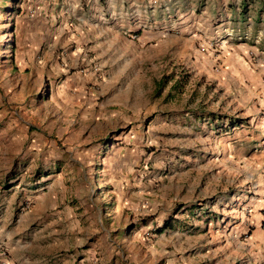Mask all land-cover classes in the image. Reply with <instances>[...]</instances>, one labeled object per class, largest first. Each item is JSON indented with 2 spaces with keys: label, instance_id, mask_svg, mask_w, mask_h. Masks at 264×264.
Returning a JSON list of instances; mask_svg holds the SVG:
<instances>
[{
  "label": "rangeland",
  "instance_id": "374dc122",
  "mask_svg": "<svg viewBox=\"0 0 264 264\" xmlns=\"http://www.w3.org/2000/svg\"><path fill=\"white\" fill-rule=\"evenodd\" d=\"M75 1L0 0V264H264V0L134 40Z\"/></svg>",
  "mask_w": 264,
  "mask_h": 264
},
{
  "label": "crops",
  "instance_id": "0c3cea01",
  "mask_svg": "<svg viewBox=\"0 0 264 264\" xmlns=\"http://www.w3.org/2000/svg\"><path fill=\"white\" fill-rule=\"evenodd\" d=\"M88 1L90 5H87ZM217 1V0H214ZM88 12L91 18H97L98 24H105L108 29L137 33L145 23H169L174 31H182L195 18H209L196 13L198 8H209L213 0H76ZM216 3V2H215ZM90 6V7H89ZM234 9L227 1L223 7ZM230 6H232L230 8ZM205 13V10L202 11ZM83 14V13H82ZM82 18V17H81ZM84 18V17H83ZM193 24V23H192ZM137 31V32H135ZM146 33H150L145 31ZM205 51L200 48V52Z\"/></svg>",
  "mask_w": 264,
  "mask_h": 264
},
{
  "label": "trees",
  "instance_id": "16d2710c",
  "mask_svg": "<svg viewBox=\"0 0 264 264\" xmlns=\"http://www.w3.org/2000/svg\"><path fill=\"white\" fill-rule=\"evenodd\" d=\"M245 5H246V3H244V2L241 3V7H244ZM210 117L212 118V116H210ZM224 122H225V124H224ZM224 122L223 121L221 122L222 125H224V127H222V125H221L222 128H220V126H218V129L221 132H226V131H230L231 129L240 128V127H242L243 124H246L245 121H243V120H236V119H232V118H225ZM174 224H175V220L173 218H170L169 220L165 221L161 226L155 228L154 233L160 234V233H162L168 229L171 230V229H173Z\"/></svg>",
  "mask_w": 264,
  "mask_h": 264
},
{
  "label": "built area",
  "instance_id": "2783aa9c",
  "mask_svg": "<svg viewBox=\"0 0 264 264\" xmlns=\"http://www.w3.org/2000/svg\"><path fill=\"white\" fill-rule=\"evenodd\" d=\"M121 34H122V36H124L130 40H134L136 38L135 34H131V33H128L126 31H122Z\"/></svg>",
  "mask_w": 264,
  "mask_h": 264
}]
</instances>
